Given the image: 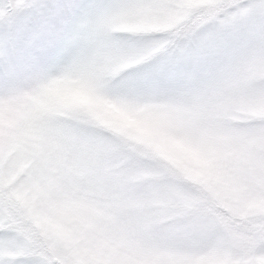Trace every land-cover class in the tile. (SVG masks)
Listing matches in <instances>:
<instances>
[{
	"label": "clouds",
	"instance_id": "9594fccd",
	"mask_svg": "<svg viewBox=\"0 0 264 264\" xmlns=\"http://www.w3.org/2000/svg\"><path fill=\"white\" fill-rule=\"evenodd\" d=\"M0 0V264H264V0Z\"/></svg>",
	"mask_w": 264,
	"mask_h": 264
},
{
	"label": "rangeland",
	"instance_id": "374dc122",
	"mask_svg": "<svg viewBox=\"0 0 264 264\" xmlns=\"http://www.w3.org/2000/svg\"><path fill=\"white\" fill-rule=\"evenodd\" d=\"M29 0H11V3L15 5V8L10 10V12H19L23 9V6L27 4Z\"/></svg>",
	"mask_w": 264,
	"mask_h": 264
}]
</instances>
